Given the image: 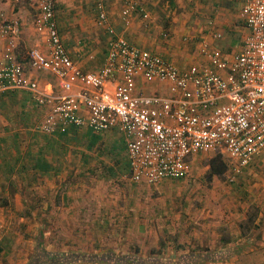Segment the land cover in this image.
Segmentation results:
<instances>
[{
	"label": "built area",
	"instance_id": "2783aa9c",
	"mask_svg": "<svg viewBox=\"0 0 264 264\" xmlns=\"http://www.w3.org/2000/svg\"><path fill=\"white\" fill-rule=\"evenodd\" d=\"M122 2L124 20L133 13L148 19L138 0ZM32 5L34 30L45 35L48 52L32 48L25 57L34 71L55 77L66 94L48 93L27 76L15 55L19 22L2 10L0 93L27 90L46 107L42 133L64 132L70 126L94 133L118 130L126 143L129 180L144 185L184 179L191 159L204 155H220L233 182L264 155V0H244L241 15L248 33L231 61L203 44L201 53L209 66L184 70L117 35L103 0H96L97 24L109 38L103 66L95 73L83 72L61 42L55 1L32 0ZM139 80L163 86L165 92L144 93ZM2 230L0 224V239Z\"/></svg>",
	"mask_w": 264,
	"mask_h": 264
},
{
	"label": "crops",
	"instance_id": "0c3cea01",
	"mask_svg": "<svg viewBox=\"0 0 264 264\" xmlns=\"http://www.w3.org/2000/svg\"><path fill=\"white\" fill-rule=\"evenodd\" d=\"M138 1L148 13V21H144L148 28L142 29V20L136 13L126 20L121 17L122 0H103L108 23L127 42L158 54L180 70L209 66L201 53L203 44L210 53L231 61L240 53L248 33L241 15L244 0ZM95 4L96 0H55L60 40L73 62L88 73H95L103 66L109 38L97 24ZM0 10L19 22L15 55L27 76L45 86L48 93L65 95L55 77L34 71L25 57L32 48L48 52L45 35L36 33L33 27L36 11L32 0H3ZM4 44L0 40V49ZM137 85L144 93L165 92L163 86L140 80ZM46 113L47 108L39 106L27 90L8 89L0 93L2 226L3 219L12 218L17 212L6 207L12 203L43 204L44 197L49 204L81 202L82 181L94 178L93 175L103 177L106 172L114 176L120 168L129 175L126 143L118 130L94 133L87 128L70 126L64 132L48 135L40 131ZM198 157L191 159L190 166ZM261 170L264 173V155L253 159L243 169L242 177L254 173L259 176ZM72 190L78 191L76 196ZM253 200L247 207L253 206L261 212L245 209L232 218L235 221L226 222V233L213 232L206 244L200 235L199 249L184 252L177 261L173 260L175 264H264V201ZM181 256L188 258L181 259Z\"/></svg>",
	"mask_w": 264,
	"mask_h": 264
},
{
	"label": "rangeland",
	"instance_id": "374dc122",
	"mask_svg": "<svg viewBox=\"0 0 264 264\" xmlns=\"http://www.w3.org/2000/svg\"><path fill=\"white\" fill-rule=\"evenodd\" d=\"M141 27L148 28V23L142 21ZM214 156H199L181 180L135 184L120 168L114 176L106 172L103 177L93 175L82 181L81 202L49 204L44 197L43 204L6 206L17 212L3 219L6 229L3 225L0 264H29L36 249H41L36 246L38 230L44 236L41 247L50 253L135 254L143 259L155 256L177 261L184 252L199 249L200 235L206 244L213 232L226 233V222L235 221L232 218L245 209L256 212L255 207H247L253 198L264 201L263 170L259 176L254 173L246 178L242 171L229 182L226 167L222 177L209 181L206 173Z\"/></svg>",
	"mask_w": 264,
	"mask_h": 264
},
{
	"label": "trees",
	"instance_id": "16d2710c",
	"mask_svg": "<svg viewBox=\"0 0 264 264\" xmlns=\"http://www.w3.org/2000/svg\"><path fill=\"white\" fill-rule=\"evenodd\" d=\"M226 164L222 161L219 155L212 157L208 163V171L206 173L207 179L210 181L212 178H220L226 171ZM5 205V204H2ZM43 233L38 230V238L36 242V246H39V249H36L37 253H33L34 257L31 259L29 264H77V263H98L102 262L105 264H175V262L170 258H160V257H149L146 259L138 258L135 254H114V253H106L104 255L90 256L86 254H78V253H50L45 251L41 247V239ZM181 259L188 258L185 256H181Z\"/></svg>",
	"mask_w": 264,
	"mask_h": 264
}]
</instances>
